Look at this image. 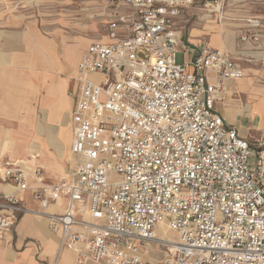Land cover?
I'll list each match as a JSON object with an SVG mask.
<instances>
[{
	"label": "built area",
	"instance_id": "built-area-1",
	"mask_svg": "<svg viewBox=\"0 0 264 264\" xmlns=\"http://www.w3.org/2000/svg\"><path fill=\"white\" fill-rule=\"evenodd\" d=\"M229 1L106 0L108 41L86 49L69 93L71 179L47 185L17 163L0 171L32 190L75 264H264V136L242 138L216 110L243 67L182 42L188 10L222 21ZM261 29L250 20L240 41L259 44ZM61 201L63 213L46 212ZM27 212L17 194H0V244Z\"/></svg>",
	"mask_w": 264,
	"mask_h": 264
},
{
	"label": "crops",
	"instance_id": "crops-1",
	"mask_svg": "<svg viewBox=\"0 0 264 264\" xmlns=\"http://www.w3.org/2000/svg\"><path fill=\"white\" fill-rule=\"evenodd\" d=\"M202 10H188L183 22H190ZM203 15L202 28L192 29L185 40L183 34L182 42L195 53L208 43L242 65L243 78L227 81L226 95L216 107L226 125L251 141L264 131V19L240 6L227 10L222 21L217 14ZM253 19L262 24L261 40L259 44L243 43L239 32L250 27ZM217 33L222 39L213 42L212 35ZM82 40L86 49L94 42L108 41L104 34L99 39L74 40L62 29L47 34L37 20L16 10L8 0H0V171L17 163L32 176L42 172L47 185L71 179L75 100L69 93L76 89L74 78L86 51L75 52ZM29 184L30 188L38 186L33 177ZM0 194H17L32 211L20 217L0 244V264H75L73 251H60L61 233L37 213L41 208L32 190L18 192L12 182L0 177ZM65 204L61 201L46 212L63 213Z\"/></svg>",
	"mask_w": 264,
	"mask_h": 264
},
{
	"label": "rangeland",
	"instance_id": "rangeland-1",
	"mask_svg": "<svg viewBox=\"0 0 264 264\" xmlns=\"http://www.w3.org/2000/svg\"><path fill=\"white\" fill-rule=\"evenodd\" d=\"M8 1L15 6L16 10L25 13L28 18L37 20L47 34L55 32L57 29H62L74 40H81L82 38L94 40L99 39L104 34L103 26L107 21L106 0ZM228 3L229 4L226 5V11L228 10V12L240 6L244 8L246 12L252 15H260L262 19H264V0H230ZM200 6H203V4ZM203 14H206L205 10L200 11L190 22L182 23L184 40L190 35L192 29L202 28V24L204 23L202 17L205 16ZM214 23L216 24L217 21ZM227 27H225V29ZM210 28L213 30L215 29L213 27ZM220 38L222 39V35L217 33L212 35L211 39L213 42H219ZM86 47L85 41H79L75 52L76 50L86 49ZM187 58L190 59V56H186L185 59ZM176 59L178 63H183L184 61L183 50L180 48ZM261 70L264 71V65ZM261 83H264V77H262ZM216 110L220 113L219 106L216 107ZM263 136L264 131L260 132L251 142L256 143V140H260ZM173 238L177 239V236L174 234ZM155 252L156 257H161V251L159 249Z\"/></svg>",
	"mask_w": 264,
	"mask_h": 264
},
{
	"label": "bare ground",
	"instance_id": "bare-ground-1",
	"mask_svg": "<svg viewBox=\"0 0 264 264\" xmlns=\"http://www.w3.org/2000/svg\"><path fill=\"white\" fill-rule=\"evenodd\" d=\"M159 232H160V231L157 230V233H159ZM165 234H166V236H167L168 238H170V239H172V240L174 239V238H173L174 233H172V232H166Z\"/></svg>",
	"mask_w": 264,
	"mask_h": 264
}]
</instances>
